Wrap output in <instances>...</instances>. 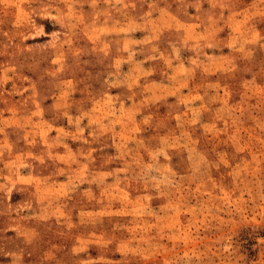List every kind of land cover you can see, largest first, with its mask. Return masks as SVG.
I'll return each mask as SVG.
<instances>
[{"label": "rangeland", "instance_id": "obj_1", "mask_svg": "<svg viewBox=\"0 0 264 264\" xmlns=\"http://www.w3.org/2000/svg\"><path fill=\"white\" fill-rule=\"evenodd\" d=\"M0 264H264V0H0Z\"/></svg>", "mask_w": 264, "mask_h": 264}]
</instances>
